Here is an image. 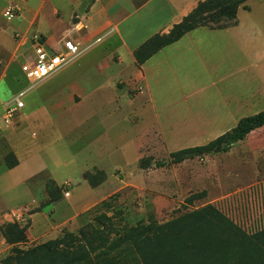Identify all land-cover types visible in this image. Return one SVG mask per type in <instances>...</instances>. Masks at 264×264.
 I'll return each mask as SVG.
<instances>
[{
  "label": "rangeland",
  "instance_id": "rangeland-1",
  "mask_svg": "<svg viewBox=\"0 0 264 264\" xmlns=\"http://www.w3.org/2000/svg\"><path fill=\"white\" fill-rule=\"evenodd\" d=\"M8 1L0 2V10L5 8L0 12V23L9 24L1 35L7 46L0 43V95L12 92L2 100L0 98V163L7 164L8 156L10 164L14 163V158L24 153L26 147L33 154L42 151L43 159L48 163L60 159L68 148L74 161L69 163L68 172L72 184L56 185L60 192L54 185L48 188L41 184V181L51 183L45 174L40 181L30 182L29 186L13 187L12 180L5 186L0 185V264H18L14 259L15 246L28 250L56 240L62 251L68 249L65 234L60 232L54 231L51 237L33 243L28 239L26 244L11 245L1 228L17 223L28 231L31 220H25L23 211L17 210L33 201V193L40 207L28 210L30 214L47 207L51 197L63 198L56 207V219H62L70 202H82L88 196L89 186L92 188L87 180L89 186L78 184L84 168H87L84 174L105 173V181L94 190L98 197H105L78 220L80 227L73 233L75 238L69 248L75 251L80 244L87 245V239L80 234L81 228L91 235L95 230L100 231L107 243L103 249L90 252L96 261L116 259L117 264H121L123 259L135 264V255L128 251L131 241H123L131 227L138 223L148 225L150 216L161 225L209 204L218 207L249 235L264 230V127L253 131L226 153L196 157L182 163L171 162L172 153L207 144L233 129L242 118L263 111L264 73L237 74L222 82L211 75L209 77L215 81L214 84L205 81L206 89L209 87L207 90H201L205 85L200 84L198 89L190 92L178 89L175 84H170L169 89L157 86L153 91L156 106L160 111L165 110L167 115L161 113L156 117L137 113L135 99H141L145 92L133 76L119 83L123 75L105 74L106 78L114 77L110 85L103 84L104 76H97L102 89L91 91L90 74L84 71L92 68L108 51L105 41L98 37L88 41L81 33L83 26L80 24L81 29L76 27L88 13L91 0H16L11 4ZM24 22V28L16 27ZM31 31L43 32L50 46L71 37L79 44L82 54L51 79L29 80L21 69V62L22 45ZM247 61L239 56V67L242 68ZM12 69L15 70L11 73L9 70ZM83 73L81 86L84 89L81 93L85 96L82 95V100L77 98V103L63 100L65 103L62 104V97L57 96L67 93L72 77ZM21 93L25 107L7 122L5 107ZM222 99H229L228 104L239 112L231 117V121H224L217 107L205 105L217 104ZM124 112L126 122L119 119ZM147 158H152L153 163L142 169L140 161ZM159 161L166 165L156 166L155 162ZM0 177L4 182V176L0 174ZM66 191H70L71 198H65ZM197 195L201 198L191 203V196ZM46 214L49 215L50 210ZM41 223V227L47 225L46 220L41 219ZM96 241L94 245H100ZM110 245L115 247L110 248ZM105 250L110 252H107L108 256L97 257ZM22 264L30 262L25 259Z\"/></svg>",
  "mask_w": 264,
  "mask_h": 264
},
{
  "label": "crops",
  "instance_id": "crops-1",
  "mask_svg": "<svg viewBox=\"0 0 264 264\" xmlns=\"http://www.w3.org/2000/svg\"><path fill=\"white\" fill-rule=\"evenodd\" d=\"M202 1L204 0H91L88 13L76 27L83 26L80 29L85 37L84 39L89 41L95 37L101 38L103 42L105 41L108 49L99 62L84 71V73L88 71L90 74L88 80L93 83L91 91L95 92L102 89L99 82H97V76L103 78L105 74L115 72L120 76H124V78H120L119 83H123L124 80L133 76L145 92L141 99L139 97L135 99V111L137 113L139 111L145 114H154L158 117L161 113L167 115V112L164 113L165 110H158L156 106L153 91L157 86L160 89H169L170 84H175L178 89L190 92L198 89L200 85H205L201 90H207L209 87L206 89V84L209 81H215L214 78L212 81V78L209 77L211 75L213 77L214 75L217 76L218 81L222 82L237 74L255 75L264 73V0H249L246 2L239 9L236 25L224 29L197 28L185 34L173 44L164 47L144 63H138L134 56V52L138 48L157 34L169 33L174 25L179 24ZM8 2L10 4L16 3V0ZM3 10H0V12ZM8 25L5 22L0 23V43L4 45L6 43L2 41L1 35L8 29ZM20 25L16 27L24 28L25 22ZM33 32L35 31L30 33ZM40 33L49 41L43 32ZM239 56L249 60L244 63L245 66L243 65L242 68L239 67ZM127 62L129 65H127ZM14 70L9 71L12 73ZM84 73L72 77L71 80L69 79L71 83L67 85L68 92L57 96V98L62 97V104L65 103L63 100L77 103V98L82 100L85 96L81 93L84 89L81 86V78ZM56 74L45 80L51 79ZM223 76H227V78ZM103 79L104 85H110L114 77ZM9 92L11 93L12 90ZM9 92H2L0 95L1 100ZM228 100L222 99L217 104L211 102V105L209 103L205 105L217 107L220 110L219 114L222 119L231 121V117L239 112L228 104ZM124 101L127 104L126 96ZM169 112L170 110H168ZM119 119L126 122L127 115H125V112L122 117L119 116ZM125 130L124 128V139L126 137ZM33 135L35 136V133ZM28 148L24 149V153L17 155L18 165L16 167L11 169L6 162L0 163V174L4 176V182L0 177V185L4 184L5 186L7 182L12 180L13 185L11 186L13 187L29 186L30 182L40 181L43 174L48 175L49 181L60 187L71 183L69 178L72 177L68 173L70 171L69 163L74 161V157L68 148L64 152V156L61 155L60 159H54L51 163L43 159L42 151L33 154L31 150H27ZM43 152L45 153V151ZM97 167L102 169L99 166ZM86 169H82L79 174L82 179L78 183L79 185H88L83 178ZM41 184L44 187L48 186L45 181H41ZM97 189L99 188L93 189L89 186L88 196L82 202H70L69 208L66 209L67 213L62 216V219H56V207L63 198L46 205L47 207L44 206L40 211L30 214L28 210L40 207L38 206V199L33 193V201L17 210L23 211L25 220H31L27 231L30 243L47 239L51 237L54 231L60 232V234H65L66 230L70 233H76V230L80 227V221L78 220L81 216L95 207L105 197H98L94 194V190ZM68 192L69 196L65 198H71L72 195L70 191ZM47 210H50L49 215L46 214ZM41 219L46 220L47 225L45 227H41Z\"/></svg>",
  "mask_w": 264,
  "mask_h": 264
},
{
  "label": "trees",
  "instance_id": "trees-1",
  "mask_svg": "<svg viewBox=\"0 0 264 264\" xmlns=\"http://www.w3.org/2000/svg\"><path fill=\"white\" fill-rule=\"evenodd\" d=\"M249 0H204L184 18L174 25L167 34H157L134 52L138 63H144L164 47L173 44L185 34L200 28L224 29L237 24L239 9ZM264 127V110L254 115L242 118L230 131L207 144L181 149L171 154V162L182 163L189 159L203 156H213L226 153L237 143L244 141L253 131ZM9 157V156H8ZM9 168L18 165L17 158ZM153 163L152 158L142 159L140 167L146 169ZM158 167L165 162H155ZM85 180L92 188H96L106 179L104 172L97 174L85 173ZM50 184V185H49ZM48 188L60 189L54 182ZM200 196H191L190 202L200 199ZM52 198L46 205L59 201ZM149 224L138 223L131 227L124 235L123 241H131L128 251L135 255V264H264V230L249 235L231 219L226 217L218 207L209 204L200 209L186 213L175 220L158 225L153 217H149ZM7 243L11 245L26 244L27 228L19 224H7L1 228ZM80 234L87 239V245H79L73 251L70 243L75 238L73 233H65V243L68 249L62 251L59 242L51 240L46 243L23 250L13 248L14 258L18 264L28 259L30 264H117L116 259L105 262L96 261L90 255L97 249H103L107 243L104 234L95 230L89 234L81 228ZM96 240L100 245L95 246ZM112 245V244H111ZM110 245V248L113 246ZM115 247V246H114ZM109 251H101L97 257L108 256ZM13 259V258H12ZM10 260V259H9ZM121 264L126 263L122 259Z\"/></svg>",
  "mask_w": 264,
  "mask_h": 264
},
{
  "label": "built area",
  "instance_id": "built-area-1",
  "mask_svg": "<svg viewBox=\"0 0 264 264\" xmlns=\"http://www.w3.org/2000/svg\"><path fill=\"white\" fill-rule=\"evenodd\" d=\"M10 14V11L8 12ZM71 37L57 41L56 46H50L45 36L41 33H29L22 45L21 69L26 78L40 82L56 74L69 64L78 55H81L80 46ZM23 93L6 106L7 122L17 117L25 104L22 100ZM66 197L69 192L65 193Z\"/></svg>",
  "mask_w": 264,
  "mask_h": 264
}]
</instances>
